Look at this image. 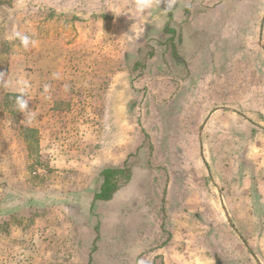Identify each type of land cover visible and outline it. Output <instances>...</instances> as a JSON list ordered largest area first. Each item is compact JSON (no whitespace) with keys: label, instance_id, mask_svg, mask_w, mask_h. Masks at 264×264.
<instances>
[{"label":"rangeland","instance_id":"obj_1","mask_svg":"<svg viewBox=\"0 0 264 264\" xmlns=\"http://www.w3.org/2000/svg\"><path fill=\"white\" fill-rule=\"evenodd\" d=\"M263 19L0 0V264H264Z\"/></svg>","mask_w":264,"mask_h":264},{"label":"trees","instance_id":"obj_2","mask_svg":"<svg viewBox=\"0 0 264 264\" xmlns=\"http://www.w3.org/2000/svg\"><path fill=\"white\" fill-rule=\"evenodd\" d=\"M125 172V170L120 168H106L101 170L100 177L102 178V183L93 195L92 204L110 201L118 190V176H122Z\"/></svg>","mask_w":264,"mask_h":264},{"label":"crops","instance_id":"obj_3","mask_svg":"<svg viewBox=\"0 0 264 264\" xmlns=\"http://www.w3.org/2000/svg\"><path fill=\"white\" fill-rule=\"evenodd\" d=\"M263 35H264V19L262 20V23H261V31H260V36H259L261 38V40L263 38ZM263 48H264V46H263ZM157 254L158 253H156V254L154 253V258H155V256H158ZM161 260L164 262V259L163 258Z\"/></svg>","mask_w":264,"mask_h":264}]
</instances>
